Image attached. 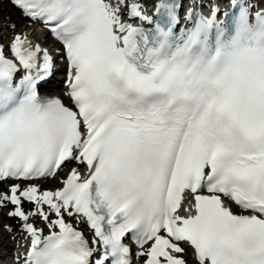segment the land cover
Wrapping results in <instances>:
<instances>
[{
    "label": "snow or ice",
    "instance_id": "obj_1",
    "mask_svg": "<svg viewBox=\"0 0 264 264\" xmlns=\"http://www.w3.org/2000/svg\"><path fill=\"white\" fill-rule=\"evenodd\" d=\"M14 3L62 43L74 108L39 98L52 58L16 34L11 55L27 74L15 81L17 64L0 49V180L54 175L72 159L87 170L71 169L56 191L0 194L25 222L23 264H90L95 249L65 213L86 218L102 248L95 264H131L128 233L143 264H186L180 242L198 264H264V8L234 3L224 27L218 9H189L192 27L177 38V0H157L155 19L139 0ZM186 191L194 204L182 216Z\"/></svg>",
    "mask_w": 264,
    "mask_h": 264
},
{
    "label": "bare ground",
    "instance_id": "obj_2",
    "mask_svg": "<svg viewBox=\"0 0 264 264\" xmlns=\"http://www.w3.org/2000/svg\"><path fill=\"white\" fill-rule=\"evenodd\" d=\"M146 1H148V0H139V2L143 3V4H146ZM17 16H19L20 19L23 18L22 14H20V13H17ZM9 21H12V22H9ZM18 23H20V20L19 19L15 20L11 16L10 19L8 20V22L6 21V23H4V24L0 23V24H2V25H0V30L4 29V28H7V27L12 28L13 25H14V27H16L17 26L16 24H18ZM33 27L34 26H31V25L26 23V26H25V28L23 30H20V31L16 30L15 32H13V34L10 33L11 34V38L1 37L2 40L0 39L1 40L0 49L3 50L4 55L7 56L10 53V43H11L13 37L16 34H22L24 36H27L29 41L31 42V44H33V43L37 44L38 42H40L39 41L40 38L37 37L38 32L35 29V27L34 28ZM41 36H42L41 37V39H42L43 35H41ZM44 43H45L44 45H42V46L40 45V47H43L41 49H46V48L50 47V42H49L48 38L45 39ZM49 51H51L52 54H54V51H52V50H49ZM55 84H56V82H53L52 87H55ZM56 93L61 95L62 94V89H59V90L57 89ZM72 168H76L78 171L80 169L78 166H72ZM60 171H58L56 177L53 180L38 181V182H35V183H29V184H26L23 188L21 187L20 190H23V189H25V188H27L29 186H35V187L38 188L39 191L41 189L40 192H43V191H54L57 188H61L62 185H63L62 182H61V179L63 178V175H60ZM67 171H69V168L67 169ZM0 182H2V181H0ZM3 183H5V185L4 184L3 185L6 188L7 194L10 195V191L9 190L15 184L11 183L10 181H4ZM18 194L19 193H17V195ZM7 204H9V202H7ZM2 205H0V208L2 207ZM13 207L15 208V205H13ZM21 208H22V204H21ZM44 208H45V211L48 210L47 207L44 206ZM8 213H9V211H7L6 213L3 214V218L4 219L5 218L15 217V216L8 215ZM25 213H28V212H25ZM15 218H17L21 222V226H22V230H23V224L25 222L22 221L19 217H15ZM55 218H56L55 215L50 213V219H55ZM64 219H65V221L67 223H71L74 228L80 229V230H82L84 232L87 231L85 226H84L83 220L80 217H76V216L69 217L65 213L64 214ZM1 221H0V226L2 224ZM28 222L32 223L37 228H42L43 229V235H48L49 234L50 230L47 228L46 224L38 216H30ZM3 229H5V230L9 229L10 230V228H7V227L3 228ZM29 245H30V239L28 238L27 233L25 231L21 235L13 236L10 241L6 242L4 240H0V246L4 247V249L2 247L0 248V261L7 260L8 263H11L13 260H18L20 258L24 259L25 258L24 254L26 253L27 248L29 247ZM181 256L185 260L188 259V254L187 253H185L184 255H181Z\"/></svg>",
    "mask_w": 264,
    "mask_h": 264
},
{
    "label": "rangeland",
    "instance_id": "obj_3",
    "mask_svg": "<svg viewBox=\"0 0 264 264\" xmlns=\"http://www.w3.org/2000/svg\"><path fill=\"white\" fill-rule=\"evenodd\" d=\"M16 14V15H15ZM13 17L15 20H20V23L16 24L15 26L16 27H12V28H4V29H1L0 30V39L2 40L1 37H6V38H11V34H13V32H15L16 30L17 31H20V30H23L26 26V23L29 24L25 19L23 18H19V16H17V13L14 12L13 10H11L8 6L6 5H3L0 3V23H6V21L8 22V20L10 19V17ZM9 22H12V21H9ZM2 25V24H0ZM34 28V27H33ZM11 33V34H10ZM5 35V36H4ZM34 35V34H33ZM40 42H38L39 44L41 45H44V41L45 39L47 38H42L41 39V35H37ZM0 40V42H1ZM52 51H54L55 53V48H52ZM55 65L58 64V61L54 62ZM56 90L58 89H61L59 87H56L55 88ZM67 171V169H66ZM63 171L61 170L60 171V174L62 173ZM5 183L3 182H0V193L1 194H7L6 192V188L4 187ZM49 184V183H48ZM20 188L24 187V184L23 185H20L19 186ZM41 191V189H40ZM6 204V205H5ZM21 204H22V210H24L25 212H28L29 211L31 212L34 208V205L33 204H25L21 201ZM4 205V206H3ZM2 205V207L0 208V221L2 222L1 226H0V240H4V241H10L12 239L13 236L15 235H21L23 234L24 230H22V226H21V222L15 218V217H11V218H3V214L6 213L7 211L11 212L14 210V207L7 204V202H4V204ZM10 228L5 230L3 228ZM12 230V231H11ZM12 236V237H11ZM8 239V240H7ZM2 246H0L1 248ZM4 249V247H2Z\"/></svg>",
    "mask_w": 264,
    "mask_h": 264
}]
</instances>
